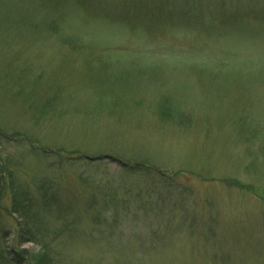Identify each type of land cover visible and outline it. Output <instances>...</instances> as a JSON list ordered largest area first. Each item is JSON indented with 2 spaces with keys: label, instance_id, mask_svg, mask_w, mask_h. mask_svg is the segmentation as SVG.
I'll use <instances>...</instances> for the list:
<instances>
[{
  "label": "rangeland",
  "instance_id": "rangeland-1",
  "mask_svg": "<svg viewBox=\"0 0 264 264\" xmlns=\"http://www.w3.org/2000/svg\"><path fill=\"white\" fill-rule=\"evenodd\" d=\"M0 129L3 180L69 205L36 229L60 264H264V0H0Z\"/></svg>",
  "mask_w": 264,
  "mask_h": 264
},
{
  "label": "trees",
  "instance_id": "trees-1",
  "mask_svg": "<svg viewBox=\"0 0 264 264\" xmlns=\"http://www.w3.org/2000/svg\"><path fill=\"white\" fill-rule=\"evenodd\" d=\"M17 135V134H16ZM20 137L19 135H17ZM13 136L7 134L3 129H0V148L4 143H7L8 138ZM19 138L14 137L12 141L16 142ZM40 152V151H39ZM41 154L44 158L53 156V152L42 151ZM59 158V165L65 166L67 163L81 162V156L79 153H72L69 155L65 151H57ZM126 174H143L150 175L155 170L146 165L138 164L136 166H130L125 163H121L114 160ZM91 165V163H89ZM7 169L5 165V170ZM8 175H6L7 181L3 180L1 174L5 173V170L0 166V195L8 192L11 195V214H14L19 219L17 234L19 239L17 240L20 244L22 243H39L40 249L37 253L28 256L25 252L22 260L27 261V264H60L54 260L56 249L52 247L53 242L58 237V233L53 235L52 241L49 236H41L37 229L39 220L42 219V215L54 214L58 221H60L64 212L69 211V205L62 204L61 201V189L56 182L48 180H42L35 188L29 186L22 187L18 185L13 178L16 169L10 168ZM163 180V177H162ZM27 187V188H26ZM71 211V209H70ZM1 217V214H0ZM1 221V219H0ZM95 227H100L102 224V216H96L93 219ZM4 229H0L2 231ZM0 253V257H1Z\"/></svg>",
  "mask_w": 264,
  "mask_h": 264
}]
</instances>
